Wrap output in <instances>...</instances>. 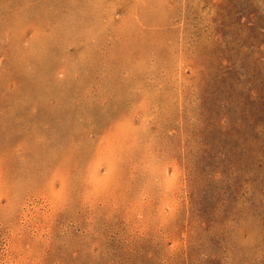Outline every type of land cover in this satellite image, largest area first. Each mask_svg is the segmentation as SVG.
I'll list each match as a JSON object with an SVG mask.
<instances>
[{
    "label": "rangeland",
    "instance_id": "374dc122",
    "mask_svg": "<svg viewBox=\"0 0 264 264\" xmlns=\"http://www.w3.org/2000/svg\"><path fill=\"white\" fill-rule=\"evenodd\" d=\"M0 264H264V0H0Z\"/></svg>",
    "mask_w": 264,
    "mask_h": 264
}]
</instances>
